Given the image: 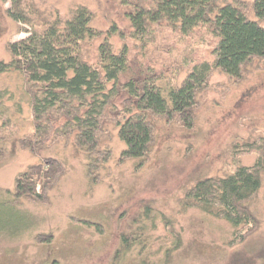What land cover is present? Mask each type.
<instances>
[{
    "label": "rangeland",
    "instance_id": "obj_1",
    "mask_svg": "<svg viewBox=\"0 0 264 264\" xmlns=\"http://www.w3.org/2000/svg\"><path fill=\"white\" fill-rule=\"evenodd\" d=\"M151 1L0 0V63L12 61L9 45L32 30L9 17L13 7L36 25L64 22L84 7L98 33L82 44L85 60L98 65L106 40L116 54L127 47L129 60L94 149L78 143L67 109L50 114L37 131L36 88L20 71L0 74V264H264V188L250 204L258 226L243 242L226 221L184 206L198 181L257 164L261 153L247 147L264 145V60L247 64L239 79L214 70L197 96L191 129L149 116L153 140L146 156H122L126 145L114 121L127 97L123 85L153 77L163 89L181 86L195 65L215 59L216 40L207 29L184 36L162 23L145 38L134 36L126 12ZM237 1L256 20L253 0ZM46 159L61 165L52 189L43 199L17 200V178ZM36 193L45 194L41 185ZM127 235L134 242L123 253Z\"/></svg>",
    "mask_w": 264,
    "mask_h": 264
},
{
    "label": "trees",
    "instance_id": "obj_2",
    "mask_svg": "<svg viewBox=\"0 0 264 264\" xmlns=\"http://www.w3.org/2000/svg\"><path fill=\"white\" fill-rule=\"evenodd\" d=\"M243 4L237 0L229 4L220 0H152L150 5H130L132 9L126 17L138 38H145L152 25L166 23L184 36L207 29L216 46L214 62L195 65L181 86L163 89L153 77L123 85L127 97L114 122L126 145L124 159H143L148 153L153 140L149 116L177 121L191 129L197 96L214 70L239 79L247 64L254 59L264 60V0H253L251 9L256 20L248 17ZM8 14L19 23L31 25L32 30L28 38L9 45L12 61L0 63V74L20 71L36 88L32 107L37 131L50 114L67 109L70 124L79 131L78 143L83 148H96L106 110L119 94L120 77L129 71L127 47L116 54L106 40L98 49V65L87 62L82 44L97 38L98 33L91 27L92 14L84 7L76 9L64 22L43 21V26L32 23L25 11L14 7ZM23 148L33 150L27 142H23ZM247 148L248 153H261L255 166L239 167L225 178L202 179L184 199L185 208L201 210L229 223L241 242L258 226L250 204L264 188V145L251 144ZM60 170V163L52 159L30 167L16 180L17 200L45 198ZM40 185L44 195L36 193ZM132 241L131 235L123 237L122 244L128 248L123 253L130 250ZM121 256L118 253L117 259Z\"/></svg>",
    "mask_w": 264,
    "mask_h": 264
}]
</instances>
